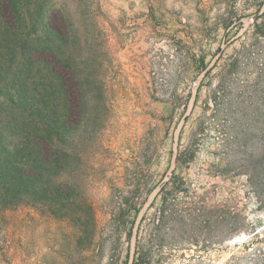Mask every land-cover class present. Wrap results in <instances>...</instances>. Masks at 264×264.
Wrapping results in <instances>:
<instances>
[{"label": "rangeland", "instance_id": "obj_1", "mask_svg": "<svg viewBox=\"0 0 264 264\" xmlns=\"http://www.w3.org/2000/svg\"><path fill=\"white\" fill-rule=\"evenodd\" d=\"M263 3L0 0L7 142L51 136L34 148L47 195L0 204V264H134L139 240L151 264H264V194L231 168L233 151L264 144ZM236 57L226 91L236 101L215 117L211 90ZM205 113L197 155L179 164ZM244 133L254 139L233 138ZM174 175L192 217L160 233V192Z\"/></svg>", "mask_w": 264, "mask_h": 264}, {"label": "trees", "instance_id": "obj_2", "mask_svg": "<svg viewBox=\"0 0 264 264\" xmlns=\"http://www.w3.org/2000/svg\"><path fill=\"white\" fill-rule=\"evenodd\" d=\"M264 3L261 5L263 6ZM1 13L4 12L3 9L0 10ZM254 37L255 42L264 40V12L257 19L255 24ZM247 53L250 49H246ZM246 54V53H245ZM240 58L235 59L226 63L219 74L218 86L215 90H211V101L214 104V116H219L222 106L226 102L236 101V98L232 95L226 93L232 87H235L234 73L238 69ZM264 84V83H263ZM69 93V92H68ZM70 95V93H69ZM72 98V95L70 96ZM231 104V103H230ZM256 106L257 104L254 103ZM73 105H69V108ZM206 113L197 122V126L194 129L192 136L190 138L189 144L184 148L179 150L178 162L179 164H189L193 161L197 155L199 146V140L201 135L205 131L206 121L204 118ZM247 127L255 126L252 119L249 118L246 121ZM12 123V114L7 110L6 106L3 105L0 108V204L3 207H8L10 203L15 201H21L24 195H35V200L40 202L42 198L40 193L47 195L49 188L43 185L42 188L37 187L39 177L42 173V164L45 163L44 152L35 151L34 148H39L41 143L50 142L51 136H36L34 142L31 140H25L21 143L13 146L7 142L6 133L8 128ZM258 135V134H256ZM259 135L256 137L258 138ZM235 140L244 141L251 140L254 138H249V136L237 135L233 137ZM264 141V137H263ZM230 155V154H229ZM232 167L245 170L246 175L249 178V183L253 185L257 192L264 194V144L257 151L252 152L248 157L244 155L242 150L241 155L238 156V152L233 151L232 153ZM185 185L183 177L179 175H174L171 180L162 188V202H161V216L158 219L156 227L158 232H162L166 227H172L177 229L178 226H182L183 218L186 220V215H191L188 212H181L176 204V198L180 197L183 192L182 186ZM221 217V216H220ZM225 218L222 217V221L219 225L221 229L219 230V235H224L223 225L225 224ZM206 222L211 223V219L208 218ZM235 234H239V230H235ZM160 236V234L158 235ZM148 244L144 240H139L137 244V251L134 264H151L153 260L152 253L147 248Z\"/></svg>", "mask_w": 264, "mask_h": 264}]
</instances>
